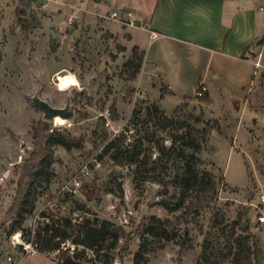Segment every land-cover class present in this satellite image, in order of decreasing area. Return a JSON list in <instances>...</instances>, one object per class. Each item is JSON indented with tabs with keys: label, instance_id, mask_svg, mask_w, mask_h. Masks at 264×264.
Returning <instances> with one entry per match:
<instances>
[{
	"label": "rangeland",
	"instance_id": "374dc122",
	"mask_svg": "<svg viewBox=\"0 0 264 264\" xmlns=\"http://www.w3.org/2000/svg\"><path fill=\"white\" fill-rule=\"evenodd\" d=\"M63 2L53 5L56 11L44 13L26 6L22 27L16 10L20 0H0V222L11 215L28 165L43 152L40 139L55 129L84 139V147L70 151L60 145L51 148L52 179L37 189L35 209L25 222L28 227L37 225L42 212L49 219L78 217L82 211L73 206H87L93 216L109 219L125 231L113 264H134L145 223L154 217L170 218L179 235L162 246L150 243L143 254L148 258L146 264H197L204 238L219 240L220 231L212 227L213 215L219 212L218 220H224L220 229L234 220L250 224L264 264V221L260 220L264 217V40L250 52L258 67L247 82L239 111L219 94L208 100L206 95L196 97L198 84L189 80L181 91L165 95L160 104L171 114L183 97L192 96L185 99L188 106L184 110L203 114L211 128L200 155L217 182L218 195L212 204L207 197L204 203L197 197L195 205L205 206L200 213L195 209L171 212L160 202L166 198L168 206H175L176 198L165 196L160 184L151 180L135 184L130 167L116 164L108 155L100 158L106 135H117L118 128L131 124L135 109L152 101L151 84L144 91L127 79L129 71L123 65L132 50L125 54L114 35L101 26L103 18L90 10L108 13L131 7L141 14L150 12L151 0H107L105 6L93 0ZM72 10H78L79 18L69 26L66 16ZM38 97L54 107L69 103L68 114L60 116L64 122L59 117L45 119L34 102ZM128 137L133 140L131 131ZM74 176L81 179V185L72 195ZM24 243L28 242L21 232L1 239L0 264H58L57 252L38 250L24 255ZM87 255L95 257L91 250Z\"/></svg>",
	"mask_w": 264,
	"mask_h": 264
},
{
	"label": "trees",
	"instance_id": "16d2710c",
	"mask_svg": "<svg viewBox=\"0 0 264 264\" xmlns=\"http://www.w3.org/2000/svg\"><path fill=\"white\" fill-rule=\"evenodd\" d=\"M29 5V1L20 0L16 7L22 27H25V7ZM143 61L144 52L134 46L123 65L124 71H129L128 80L137 78ZM185 101L171 114L156 101L149 102L145 108L135 109L130 125L112 138L106 135L100 158L108 155L116 164L130 167L135 184L140 180L160 184L165 196L176 198L175 206H168L166 198L160 202L171 212L195 209L200 213L205 206L195 205L197 197H201L200 202L203 203L208 198L212 204L218 195L215 174L205 167L200 155L210 139L211 128L203 119V114L184 110L188 106ZM129 131L133 135L131 141H127ZM39 144L43 152L36 162L28 165L15 203L10 207L11 215L0 222V240L21 232L22 238L37 244L39 251L48 254L57 252L58 258H55L58 264H113L125 231L109 219L93 216L87 206H73L74 210L82 211L83 215L78 217L70 214L49 219L46 212H42V219L36 226L25 225L28 215L35 209L33 202L37 189L52 179L51 148L60 145L68 151L81 149L84 139H76L54 129L44 134ZM218 213L213 215L212 227L220 231L219 240L204 238L197 264H262V248L250 224L245 226L240 220H234L220 229L224 220H218ZM141 234L143 239L134 254V264H146L148 258H144L143 254L149 251L150 243L162 246L165 241L177 237L179 229L170 218L154 217L145 223ZM87 250H91L95 257L88 256Z\"/></svg>",
	"mask_w": 264,
	"mask_h": 264
},
{
	"label": "crops",
	"instance_id": "0c3cea01",
	"mask_svg": "<svg viewBox=\"0 0 264 264\" xmlns=\"http://www.w3.org/2000/svg\"><path fill=\"white\" fill-rule=\"evenodd\" d=\"M93 1L105 6L107 0ZM125 8L90 11L103 18L101 26L126 48L125 54L134 46L144 52L141 71L133 81L144 91L151 84L152 101L162 105L165 95L181 91L189 80L205 82L209 99L219 94L240 110L244 89L257 67L250 52L264 40V0H151L150 12L141 14L127 7L146 22L144 28L108 17ZM185 98L192 96L183 97L177 106Z\"/></svg>",
	"mask_w": 264,
	"mask_h": 264
},
{
	"label": "built area",
	"instance_id": "2783aa9c",
	"mask_svg": "<svg viewBox=\"0 0 264 264\" xmlns=\"http://www.w3.org/2000/svg\"><path fill=\"white\" fill-rule=\"evenodd\" d=\"M30 2V7L33 11L37 13H44L48 9H51L53 11H56L57 9L53 7V5L56 4H64L63 0H28ZM65 5H67L65 3ZM69 5V4H68ZM108 17L112 20H115L121 24H124L126 26H131V27H142L144 28L146 26V22L140 21L134 10L132 9H116L112 11ZM79 18L78 10H72L71 12L67 13L66 16V22L69 26H73L77 19ZM258 67V66H257ZM209 91V88L205 82H199L197 90H196V97H203L205 96ZM111 122L108 120L107 125H109ZM121 130H124V128H118L116 132H120ZM132 133V131H131ZM129 134V133H128ZM128 140L131 141V138L128 137ZM86 173V171H83ZM81 185V179L78 176L73 177V184L72 187L70 188V192L72 195L74 193H77L79 187ZM262 201L264 202V193L262 195ZM261 221H264V217H260ZM24 255L26 254H36L38 252V246L37 244L33 243H24ZM8 261L13 262V257L8 256L7 257Z\"/></svg>",
	"mask_w": 264,
	"mask_h": 264
},
{
	"label": "water",
	"instance_id": "95a60500",
	"mask_svg": "<svg viewBox=\"0 0 264 264\" xmlns=\"http://www.w3.org/2000/svg\"><path fill=\"white\" fill-rule=\"evenodd\" d=\"M35 104L43 111L45 119L53 120L57 116L64 117L69 112V103L65 107H54L49 102L34 98Z\"/></svg>",
	"mask_w": 264,
	"mask_h": 264
},
{
	"label": "bare ground",
	"instance_id": "6f19581e",
	"mask_svg": "<svg viewBox=\"0 0 264 264\" xmlns=\"http://www.w3.org/2000/svg\"><path fill=\"white\" fill-rule=\"evenodd\" d=\"M57 83H58V82H57ZM57 117H59L58 120H60L61 122H64V121H63V118H61L60 116H57ZM57 117H56V119H57ZM61 122H60V123H61ZM17 239L20 240L19 235L17 236Z\"/></svg>",
	"mask_w": 264,
	"mask_h": 264
}]
</instances>
